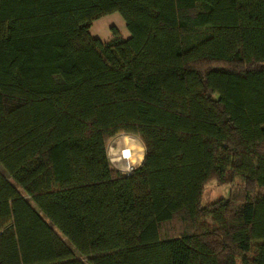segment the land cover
Wrapping results in <instances>:
<instances>
[{
	"label": "trees",
	"instance_id": "1",
	"mask_svg": "<svg viewBox=\"0 0 264 264\" xmlns=\"http://www.w3.org/2000/svg\"><path fill=\"white\" fill-rule=\"evenodd\" d=\"M0 264H264V0H0Z\"/></svg>",
	"mask_w": 264,
	"mask_h": 264
},
{
	"label": "rangeland",
	"instance_id": "2",
	"mask_svg": "<svg viewBox=\"0 0 264 264\" xmlns=\"http://www.w3.org/2000/svg\"><path fill=\"white\" fill-rule=\"evenodd\" d=\"M112 26L117 28L122 36L127 37L129 35L123 18L117 12L102 16L94 20L89 29V32L91 36L97 37L102 41H107L111 37L110 27ZM125 145L133 146V148H135V151L133 149L132 155L130 154V156H125V154L121 152V149ZM120 153L123 154L122 158L120 157ZM106 154L112 169L122 175H126L142 163L145 155V148L143 142L137 135L120 133L113 137H110L107 140ZM132 160H139V163L133 164ZM124 167H130L131 170L123 171L122 168ZM240 186L241 184L237 180L230 184H219L215 179H210L203 187L202 203L209 204L216 200L228 198L230 193L237 190ZM19 191L23 194L20 189ZM170 228L178 230L180 229V224L174 221ZM78 257L84 260L83 257Z\"/></svg>",
	"mask_w": 264,
	"mask_h": 264
},
{
	"label": "bare ground",
	"instance_id": "3",
	"mask_svg": "<svg viewBox=\"0 0 264 264\" xmlns=\"http://www.w3.org/2000/svg\"><path fill=\"white\" fill-rule=\"evenodd\" d=\"M126 140V139H125ZM124 141V140H123ZM127 142V141H126ZM125 142V143H126ZM124 143V144H125ZM133 149L135 151V148H133V146H124L121 150V152H123L124 154L127 153L128 156H130V154L132 155L133 154ZM131 150V151H130ZM123 154L120 153V157L122 158ZM126 156V155H125ZM124 159V158H123ZM127 160V159H126Z\"/></svg>",
	"mask_w": 264,
	"mask_h": 264
},
{
	"label": "clouds",
	"instance_id": "4",
	"mask_svg": "<svg viewBox=\"0 0 264 264\" xmlns=\"http://www.w3.org/2000/svg\"><path fill=\"white\" fill-rule=\"evenodd\" d=\"M125 155L127 156V153H125ZM132 163L137 164V163H139V160H132ZM122 170L123 171H130L131 168L130 167H124V168H122Z\"/></svg>",
	"mask_w": 264,
	"mask_h": 264
},
{
	"label": "built area",
	"instance_id": "5",
	"mask_svg": "<svg viewBox=\"0 0 264 264\" xmlns=\"http://www.w3.org/2000/svg\"><path fill=\"white\" fill-rule=\"evenodd\" d=\"M128 174H130V172H129V173H127L126 175H128Z\"/></svg>",
	"mask_w": 264,
	"mask_h": 264
}]
</instances>
